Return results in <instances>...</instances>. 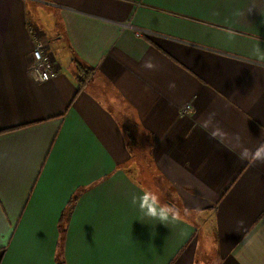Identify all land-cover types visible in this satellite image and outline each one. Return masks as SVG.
<instances>
[{
  "label": "crops",
  "instance_id": "1",
  "mask_svg": "<svg viewBox=\"0 0 264 264\" xmlns=\"http://www.w3.org/2000/svg\"><path fill=\"white\" fill-rule=\"evenodd\" d=\"M261 55L264 0H0V264H264Z\"/></svg>",
  "mask_w": 264,
  "mask_h": 264
},
{
  "label": "clouds",
  "instance_id": "2",
  "mask_svg": "<svg viewBox=\"0 0 264 264\" xmlns=\"http://www.w3.org/2000/svg\"><path fill=\"white\" fill-rule=\"evenodd\" d=\"M231 35V33H230ZM259 51V49H257ZM261 60H264V55L260 56ZM143 67L149 70H154L157 65L153 62V59L149 57L144 61ZM170 88H174L175 84L169 85ZM264 152L258 150L256 153L257 158H261ZM241 159L246 158V153L241 154ZM132 206H138L140 212L150 219L157 220L160 223L168 225L169 223L178 222L181 219V211L175 205L164 203L161 200L160 194L156 190L148 189L144 190L142 194L130 193L128 196Z\"/></svg>",
  "mask_w": 264,
  "mask_h": 264
},
{
  "label": "built area",
  "instance_id": "3",
  "mask_svg": "<svg viewBox=\"0 0 264 264\" xmlns=\"http://www.w3.org/2000/svg\"><path fill=\"white\" fill-rule=\"evenodd\" d=\"M56 5V4H55ZM59 6V5H58ZM126 27L135 28L131 24L126 25ZM30 31L34 38V48H33V62L31 65V71L33 77L37 81H46L57 76L58 71L55 66V61L48 50L46 43L41 37L38 36L37 30L30 26ZM138 34H142L144 30L136 28ZM195 109L192 104H186L182 109V114L194 113Z\"/></svg>",
  "mask_w": 264,
  "mask_h": 264
},
{
  "label": "trees",
  "instance_id": "4",
  "mask_svg": "<svg viewBox=\"0 0 264 264\" xmlns=\"http://www.w3.org/2000/svg\"><path fill=\"white\" fill-rule=\"evenodd\" d=\"M91 72L92 70L89 67H85L81 64L79 65L78 81L80 82V88L87 80H89Z\"/></svg>",
  "mask_w": 264,
  "mask_h": 264
},
{
  "label": "rangeland",
  "instance_id": "5",
  "mask_svg": "<svg viewBox=\"0 0 264 264\" xmlns=\"http://www.w3.org/2000/svg\"><path fill=\"white\" fill-rule=\"evenodd\" d=\"M130 138H132V137L130 136ZM131 142H132V139H131Z\"/></svg>",
  "mask_w": 264,
  "mask_h": 264
}]
</instances>
